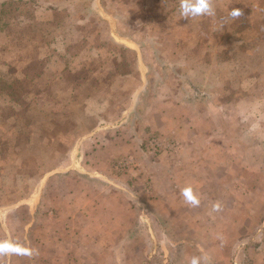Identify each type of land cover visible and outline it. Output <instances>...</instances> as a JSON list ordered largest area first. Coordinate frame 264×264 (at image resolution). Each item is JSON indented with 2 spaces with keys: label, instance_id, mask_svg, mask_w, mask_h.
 Wrapping results in <instances>:
<instances>
[{
  "label": "rangeland",
  "instance_id": "obj_1",
  "mask_svg": "<svg viewBox=\"0 0 264 264\" xmlns=\"http://www.w3.org/2000/svg\"><path fill=\"white\" fill-rule=\"evenodd\" d=\"M132 3L129 16L106 2L117 17L114 34L147 43L143 53L129 55L130 67L117 64L119 72L130 73L132 62L139 69L141 76L136 72L127 82L134 95L110 93L113 108H104L110 122L101 127L117 132L118 156L66 151L62 127L79 135L93 126L72 102L49 115L33 111L31 120H42L37 127L19 121L13 127L41 97L18 86V105L9 110L16 119L0 99V264H264V0H211L214 16L188 19L181 18V0ZM236 8L243 14L232 19ZM88 14L61 32L70 40L74 32L95 38L69 42L60 66L117 49L106 37L111 22ZM158 112L165 117L153 126ZM143 117L151 125L127 139L136 132L133 120ZM56 118L78 124L45 123ZM77 143L75 137L74 148ZM69 159L85 169L58 172ZM115 190L126 203L116 206ZM185 190L197 204L188 202ZM80 196L96 204L87 205L91 216L61 220L58 213ZM113 208L126 218L110 223V211L123 216Z\"/></svg>",
  "mask_w": 264,
  "mask_h": 264
},
{
  "label": "crops",
  "instance_id": "obj_2",
  "mask_svg": "<svg viewBox=\"0 0 264 264\" xmlns=\"http://www.w3.org/2000/svg\"><path fill=\"white\" fill-rule=\"evenodd\" d=\"M107 1L116 4L118 6V12L119 9L122 10L125 8V13L130 16V11L132 10L130 6L133 5V0H0V99L7 100L5 111L10 112V109L15 108V106L17 107L18 99L20 98L17 90L18 86H29L26 91H36L35 96L37 98L41 97L37 100L36 104L28 106L31 110H27L25 114L21 113L18 118V113H14L15 115H13L10 112V116L15 119L17 118L12 124L13 127H16L15 123H18V121L22 124L26 123L37 127L42 120H31V118H34L33 111L37 113L38 109H40L41 114L42 110H46L49 115L54 111L53 109L59 108L60 106L70 108L71 103L69 102H72L74 103L72 107L86 110V117L92 119L93 126L79 135H74L76 133L75 131L70 133L68 128L62 127L63 133L68 134L61 136L63 140L61 143L66 146V151L71 149L70 152L69 150L67 152H76L78 155L80 153L81 155L82 153L85 154V152L88 153L89 151L92 154L102 156H111L112 154L118 156L120 147L116 142H113V140H117L118 138L117 132L113 129H108L107 125L101 127L102 124H109L110 122L108 120L107 109L104 110V108L107 106H109L108 108H113L110 93L130 91V95H134V88H131L127 82L130 80V76L136 72L141 76L139 69L133 70L132 62V70H130V73L128 70L119 72L117 64L120 62L121 65H126V68L130 67L129 55L135 58L134 55H136L137 51L140 50L143 53V50L147 47V43L144 40L130 39V36L124 37L118 33L114 34L117 17L115 13H112L114 11H107ZM247 6L248 4L244 3L241 9L245 10ZM144 11H147L146 13L152 12V4L148 10ZM87 14L88 18L89 15L92 16L94 14L98 20H103L106 24L108 21L111 22L110 25L105 26V28H108L106 37H108V43L115 44L117 49L103 51L102 53L93 55L91 58H85L86 60H83V57H79L78 65L77 61L72 60L73 62H70L69 67L60 66V63L66 60L65 54H68L66 48L69 42L78 41L74 39L76 37L81 39V41L85 40L89 42H92L95 38V35L93 37H87L74 32L73 38L70 40L71 38L68 34H62L61 32L62 29L67 31L65 26L68 21H72L74 24L79 19L85 18ZM122 16L123 14L121 13ZM126 25L127 27L130 26V19ZM67 26L72 27L73 25ZM86 26V22L75 24V28L78 29L81 27L85 28ZM90 26L94 27V25ZM100 27L104 28L103 26ZM142 28L144 29L143 35H146V29L144 27ZM150 28L151 25H148L147 30L149 31ZM96 29L97 27L95 26ZM97 34L99 37L100 33ZM85 41H82V43H86ZM101 42L103 44L105 40L101 38ZM129 43L130 45H128ZM56 48L65 49L55 50ZM21 49H23V52H20ZM27 53H29V57H26ZM54 59L56 60V65L53 64ZM107 64L108 67H106ZM118 77H124L122 84H119ZM44 95L45 97L42 98ZM115 106L117 108V105ZM93 108L96 110L93 111ZM60 113L57 112L55 116ZM154 117V119L152 118L153 126L156 120L159 122L165 116H163L162 112H158V115L154 114ZM84 120L82 119V121ZM69 122L78 124L77 120H57V118L46 119L45 121L47 124H66ZM138 122H140V126ZM133 123L137 125L136 132L133 131L127 136V139H136L139 131L143 134L147 130V127L151 125V120L143 117L140 120H133ZM75 137L78 138L79 143L74 148L73 143ZM104 137L105 141H102ZM35 139L31 134V149L28 147L30 152H32L33 140ZM46 140L49 141L50 139L47 137ZM95 140H100V143L104 145L96 144ZM90 141L94 142V145L88 149L87 145ZM17 145L21 146L19 144ZM76 149H78V152ZM66 151L65 154L67 153ZM121 152L124 153V151ZM88 155L90 154L88 153ZM70 159L65 169L58 170V172L64 174L71 172L70 168L72 166L74 168L80 167V171L85 169L84 163L81 164L78 160L71 161ZM114 194L117 197L116 206L127 202L126 197L122 195L120 190H115ZM87 198V196H80L77 199L81 201V203H78V206H75L76 200L71 206H68L70 208L69 211L62 214L58 213V216L64 221L75 219L77 215L81 218H88V215H91L87 213V205L93 206L96 204L94 202H88ZM113 210L117 213H122L123 216H115L110 211L107 217L110 223L118 218H126L123 211L115 210V208ZM31 215L33 216V212ZM52 216L53 218L51 219L56 220L54 215ZM98 218L97 214L94 213L92 216L94 222H97ZM68 226L73 229V233L78 231L74 230L78 229V227ZM99 228L104 230L102 224L99 225Z\"/></svg>",
  "mask_w": 264,
  "mask_h": 264
},
{
  "label": "clouds",
  "instance_id": "obj_3",
  "mask_svg": "<svg viewBox=\"0 0 264 264\" xmlns=\"http://www.w3.org/2000/svg\"><path fill=\"white\" fill-rule=\"evenodd\" d=\"M196 6L193 7L191 4V0H181L180 3V15L181 18H196V17H203L208 16L212 17L215 15V9L212 6L211 0H195ZM242 11L240 9H233L230 12V17L232 19H236L242 16ZM224 25H221V28H223ZM189 190H185V195L187 196V200L189 203L197 204L198 200L193 199L192 196L187 195ZM218 208V206H216ZM193 264H196L195 261H193Z\"/></svg>",
  "mask_w": 264,
  "mask_h": 264
}]
</instances>
